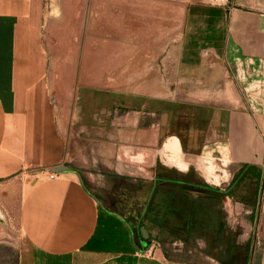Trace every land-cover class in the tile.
Segmentation results:
<instances>
[{
	"label": "crops",
	"instance_id": "1",
	"mask_svg": "<svg viewBox=\"0 0 264 264\" xmlns=\"http://www.w3.org/2000/svg\"><path fill=\"white\" fill-rule=\"evenodd\" d=\"M78 1L104 8L94 15L87 10L78 76L75 62L69 59L64 64L68 70L74 68L68 85L88 91L90 99L115 97L124 102L134 95L106 91L103 87L109 80L136 91L175 87L174 94L180 95L187 109L195 105L211 110L209 128L216 137L211 145L225 144L230 162L239 164L240 170L245 165L259 169L262 183L264 0ZM37 4L35 0H0V183L11 182L20 167L19 142L26 139L31 149L42 133L34 128L44 113L45 87L44 57L36 41ZM56 22L57 18L52 19L49 28ZM88 22H94L97 37L88 35ZM92 43L99 51L92 53ZM58 84L59 80L47 83L52 92ZM30 114L34 122L29 126ZM95 129L107 133L104 126ZM61 167L65 166L51 169ZM155 171L154 166V178L146 182L151 188L143 212L159 182ZM60 172L52 180L34 183L11 212L20 236L18 264H195L169 258L151 237L149 242L141 240L135 221L106 209L99 201L100 193L91 190L78 171ZM167 179L173 180H158ZM215 190L211 192L223 195ZM12 196L4 193V198ZM5 210L10 216L6 203Z\"/></svg>",
	"mask_w": 264,
	"mask_h": 264
},
{
	"label": "rangeland",
	"instance_id": "2",
	"mask_svg": "<svg viewBox=\"0 0 264 264\" xmlns=\"http://www.w3.org/2000/svg\"><path fill=\"white\" fill-rule=\"evenodd\" d=\"M35 1L36 41L44 57L45 87L44 113L34 128L42 133L31 149L26 139L25 143L19 142L16 147H20L21 154L16 156L20 167L11 182L0 183V264H16L17 258L19 261L20 236L11 212L17 210L18 202L34 183L54 179L59 172H52L51 168L59 165L72 173L78 171L91 190L100 193L99 201L106 209L130 220L127 211H132L133 217L143 212L146 193L151 188L146 182L154 178L155 166V179L159 182L142 217L158 250L171 259L195 264L220 260L225 264H264V167L256 192L253 179L236 186L233 198L228 199L199 188L197 184H203L224 193L240 170L239 164L230 162L229 155L227 160L205 156L223 145H211L216 138L209 128L211 110L195 105L187 109L180 103V95L174 94L175 87L172 91H164L161 86L154 92L136 91L117 85L114 80L103 88L152 100L137 101L131 96L126 102L119 98L116 101L115 97L88 98V91H80L74 83L68 85V79L73 82L74 68L64 67L71 59L78 76L87 10L90 8L89 14L94 15L104 7L97 2L89 7L78 0ZM54 18L59 22L49 28ZM92 23L88 22L87 29L94 38L96 26ZM91 49L92 53L99 51L94 43ZM58 80L59 86H54L52 92L47 83ZM171 105L179 106L177 112L188 114L187 126L168 128ZM29 116L30 126L32 114ZM100 126L106 128L105 135L95 129ZM207 129V134H200ZM28 135L25 134L26 138ZM167 177L192 182L196 187L158 180ZM141 185H146L143 192H137ZM4 191L13 196L4 198Z\"/></svg>",
	"mask_w": 264,
	"mask_h": 264
},
{
	"label": "trees",
	"instance_id": "3",
	"mask_svg": "<svg viewBox=\"0 0 264 264\" xmlns=\"http://www.w3.org/2000/svg\"><path fill=\"white\" fill-rule=\"evenodd\" d=\"M253 179V182H254V191H258L259 189V186L261 184V172L259 169H257L256 167L254 166H243L241 168V170L238 172V174L235 176L233 182L228 186L227 190L223 193V196H227V197H231L233 198V193H234V189L236 186H238L240 183L244 182L245 180H252ZM167 181H173V182H176L175 180H170V179H167ZM179 182V181H178ZM177 183V182H176ZM184 183L185 185L187 186H191V187H196V185L194 183H191V182H182ZM199 188H202V189H205V190H212L211 188L207 187L206 185H203V184H197ZM216 191V190H215ZM134 215V214H133ZM133 215L131 214L130 217L135 221L137 227H136V232L139 236V238L141 240L142 237H141V234L139 232V228L141 226L145 227L146 229V226H145V223H144V220H143V212L142 214L139 213L137 215V217H133ZM127 219L130 220V218L128 217ZM131 219V220H132ZM146 242H149L150 241V236L148 235V238L146 240H144ZM16 264H18V258L16 259L15 261Z\"/></svg>",
	"mask_w": 264,
	"mask_h": 264
},
{
	"label": "flooded vegetation",
	"instance_id": "4",
	"mask_svg": "<svg viewBox=\"0 0 264 264\" xmlns=\"http://www.w3.org/2000/svg\"><path fill=\"white\" fill-rule=\"evenodd\" d=\"M122 102H124V101H122ZM179 106H172L171 105V107L169 108V112H170V114H169V118H168V121H167V126H168V128L169 129H171V126L172 125H181V124H183L184 126H187V120H189L188 119V114H186V113H183V111H181V112H177V110H175L176 108H178ZM191 118V117H190ZM176 182H173V181H165L166 183H169V184H179V185H183V183L182 182H185V181H177V180H175ZM158 183V182H157ZM205 190V189H204ZM207 191H209V190H207ZM212 190H210L209 192H211Z\"/></svg>",
	"mask_w": 264,
	"mask_h": 264
},
{
	"label": "bare ground",
	"instance_id": "5",
	"mask_svg": "<svg viewBox=\"0 0 264 264\" xmlns=\"http://www.w3.org/2000/svg\"><path fill=\"white\" fill-rule=\"evenodd\" d=\"M117 25V24H116ZM111 30V29H110ZM160 38V37H159ZM123 56V55H122ZM218 147H219V149H218V151L216 150V148H214L215 150H216V152L215 151H212V152H210V150H209V152L210 153H206L205 154V156L207 157L209 154L210 155H215V156H221V158L222 159H226L227 158V156H228V150H227V148H226V145L225 144H223V145H221V146H219L218 145ZM209 155V156H210ZM227 160V159H226Z\"/></svg>",
	"mask_w": 264,
	"mask_h": 264
},
{
	"label": "water",
	"instance_id": "6",
	"mask_svg": "<svg viewBox=\"0 0 264 264\" xmlns=\"http://www.w3.org/2000/svg\"><path fill=\"white\" fill-rule=\"evenodd\" d=\"M51 170H52V172H60V171H67L68 169L65 167H61V168L51 169ZM139 232H140L143 240H146L148 238V233H147V230L145 229V227L141 226L139 228Z\"/></svg>",
	"mask_w": 264,
	"mask_h": 264
}]
</instances>
